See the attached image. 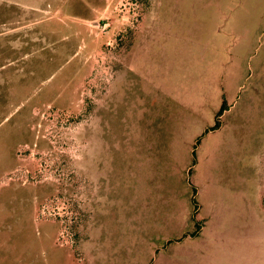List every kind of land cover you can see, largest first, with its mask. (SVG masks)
Masks as SVG:
<instances>
[{"label":"rangeland","instance_id":"rangeland-1","mask_svg":"<svg viewBox=\"0 0 264 264\" xmlns=\"http://www.w3.org/2000/svg\"><path fill=\"white\" fill-rule=\"evenodd\" d=\"M0 264H264V0H0Z\"/></svg>","mask_w":264,"mask_h":264},{"label":"trees","instance_id":"trees-1","mask_svg":"<svg viewBox=\"0 0 264 264\" xmlns=\"http://www.w3.org/2000/svg\"><path fill=\"white\" fill-rule=\"evenodd\" d=\"M219 127V126H218Z\"/></svg>","mask_w":264,"mask_h":264}]
</instances>
